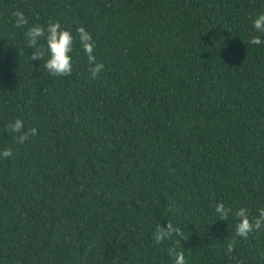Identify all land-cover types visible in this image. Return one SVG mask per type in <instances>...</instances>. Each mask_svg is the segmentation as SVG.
<instances>
[{"label": "trees", "instance_id": "1", "mask_svg": "<svg viewBox=\"0 0 264 264\" xmlns=\"http://www.w3.org/2000/svg\"><path fill=\"white\" fill-rule=\"evenodd\" d=\"M28 19L14 27V11ZM264 0H0V264H264ZM59 21L71 75L48 73L24 32ZM96 40L90 76L77 29ZM37 135L23 144L7 124ZM167 221L184 237L155 241ZM235 237L231 254L227 244Z\"/></svg>", "mask_w": 264, "mask_h": 264}, {"label": "clouds", "instance_id": "2", "mask_svg": "<svg viewBox=\"0 0 264 264\" xmlns=\"http://www.w3.org/2000/svg\"><path fill=\"white\" fill-rule=\"evenodd\" d=\"M12 16L15 18L14 27L17 29H24L29 23L22 11H14ZM253 27L258 33L264 34V13L259 14L253 20ZM76 31L79 43L82 45L83 51L87 54V60L90 65V76L94 80L105 67L103 62H98L94 55L96 40L83 26H80ZM24 35L28 47L34 49L29 59L44 61L45 48L37 46L39 41L44 39L48 53V59L44 61V66L48 73L56 77L71 75L73 70L72 53L74 51V37L69 29L63 28L59 21H53L49 22L46 26L32 25L31 27H27ZM249 43L260 45L264 43V41L261 40L260 35H254L251 37ZM7 128L9 131L16 134V142L19 144H23L29 137L37 135V129L32 127L26 130L24 122L20 118H16L12 122H9ZM10 156H12V150L10 148L0 151V157L8 158ZM215 212L218 214V218L225 221L228 220L229 214H233L237 218L238 222L236 224L235 237L247 239L251 233L259 232L264 229V208L259 209L258 215L252 217L245 207H241L233 213L231 207H226L223 202H220L216 204ZM174 235L186 239L182 229L175 227L172 222L167 221L166 226L162 224L157 225L154 238L157 243H161L166 240H171ZM235 237L227 244L228 254L234 251L237 242ZM169 255L173 257V264H186L183 251H178L173 247L169 249Z\"/></svg>", "mask_w": 264, "mask_h": 264}]
</instances>
